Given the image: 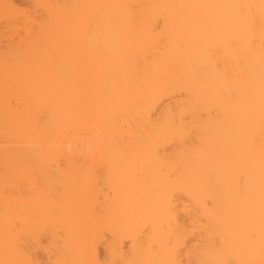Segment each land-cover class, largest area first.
<instances>
[{
    "label": "bare ground",
    "instance_id": "obj_1",
    "mask_svg": "<svg viewBox=\"0 0 264 264\" xmlns=\"http://www.w3.org/2000/svg\"><path fill=\"white\" fill-rule=\"evenodd\" d=\"M261 262L264 0H0V264Z\"/></svg>",
    "mask_w": 264,
    "mask_h": 264
},
{
    "label": "rangeland",
    "instance_id": "obj_2",
    "mask_svg": "<svg viewBox=\"0 0 264 264\" xmlns=\"http://www.w3.org/2000/svg\"><path fill=\"white\" fill-rule=\"evenodd\" d=\"M185 200H186V198H185ZM186 201H187V200H186ZM189 202L191 203L190 200H189ZM184 203H185V202H184ZM183 218H184V216H183ZM194 236H195V235H194ZM194 236L192 235L193 239H194ZM196 236H197V235H196ZM197 237H198V236H197ZM190 238H191V236L188 237V239H187V244H186V245H188V243H189V245L192 244V242H191V243L189 242ZM195 238H196V237H195ZM193 239L191 238V240H193ZM191 240H190V241H191ZM194 241H195V239H194ZM257 264H264V262L257 263Z\"/></svg>",
    "mask_w": 264,
    "mask_h": 264
}]
</instances>
